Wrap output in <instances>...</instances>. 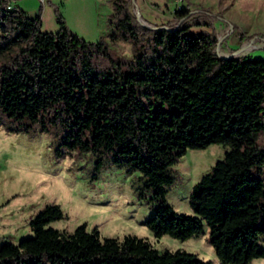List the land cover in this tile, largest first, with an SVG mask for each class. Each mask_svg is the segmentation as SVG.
I'll use <instances>...</instances> for the list:
<instances>
[{
    "label": "trees",
    "instance_id": "1",
    "mask_svg": "<svg viewBox=\"0 0 264 264\" xmlns=\"http://www.w3.org/2000/svg\"><path fill=\"white\" fill-rule=\"evenodd\" d=\"M113 8L111 40L128 41L130 57L82 38L60 12L58 29L42 30L40 13L0 0V113L9 129L48 132L57 155L88 152L96 172L107 164L139 171V194L155 201L143 221L155 237L185 240L206 225L222 264L264 257V55H218L206 10L182 8L175 23L150 28L130 0ZM210 143L224 154L193 184L192 213L177 212L166 200L173 164ZM63 216L58 204L45 205L30 235L2 240L0 264H211L133 234L49 225Z\"/></svg>",
    "mask_w": 264,
    "mask_h": 264
},
{
    "label": "rangeland",
    "instance_id": "2",
    "mask_svg": "<svg viewBox=\"0 0 264 264\" xmlns=\"http://www.w3.org/2000/svg\"><path fill=\"white\" fill-rule=\"evenodd\" d=\"M114 0H13L30 15L40 13L41 29H58L56 12L66 26L89 41L103 40L119 56H131L128 41L111 40L115 30ZM131 10L142 23H175V11L185 8L193 14L206 10L202 18L215 30L218 52L227 54L247 45L239 55H264V0H130ZM211 26L195 25L194 30ZM249 47V48H248ZM248 48V49H247ZM11 121L0 113V243L17 242L32 233L29 221L50 203L58 204L64 216L49 225L72 231L85 223L101 236L122 238L125 234L144 237L158 250L181 249L195 253L211 264H222L208 240V227L180 240L167 234L155 237L143 223L154 210L155 201L143 190L139 171L107 164L96 172L88 152L57 155L48 132L10 130ZM225 147L210 143L188 148L173 164L175 179L168 187L167 202L177 212L192 213L191 188L224 154ZM250 264H264V257Z\"/></svg>",
    "mask_w": 264,
    "mask_h": 264
},
{
    "label": "water",
    "instance_id": "3",
    "mask_svg": "<svg viewBox=\"0 0 264 264\" xmlns=\"http://www.w3.org/2000/svg\"><path fill=\"white\" fill-rule=\"evenodd\" d=\"M143 24L146 25L147 27H150V28L153 27V25H149V24L144 23V22H143ZM219 41H220V39H218L217 43H219ZM246 46L247 45L244 44V45H242L241 49H239L237 51H234L233 53H227V54H221L220 52H218V50H217L218 47L217 46L215 47V50H216V53L218 55H220V56H224V57H231V56H233V57H236V56H239L240 51H242Z\"/></svg>",
    "mask_w": 264,
    "mask_h": 264
},
{
    "label": "bare ground",
    "instance_id": "4",
    "mask_svg": "<svg viewBox=\"0 0 264 264\" xmlns=\"http://www.w3.org/2000/svg\"><path fill=\"white\" fill-rule=\"evenodd\" d=\"M248 48H249V47H248ZM248 48H247V49H248ZM242 51H243V50H242Z\"/></svg>",
    "mask_w": 264,
    "mask_h": 264
},
{
    "label": "built area",
    "instance_id": "5",
    "mask_svg": "<svg viewBox=\"0 0 264 264\" xmlns=\"http://www.w3.org/2000/svg\"><path fill=\"white\" fill-rule=\"evenodd\" d=\"M216 51V50H215Z\"/></svg>",
    "mask_w": 264,
    "mask_h": 264
}]
</instances>
